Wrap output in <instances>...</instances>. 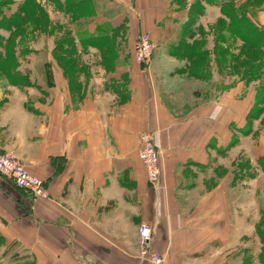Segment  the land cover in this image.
<instances>
[{
	"label": "crops",
	"instance_id": "crops-1",
	"mask_svg": "<svg viewBox=\"0 0 264 264\" xmlns=\"http://www.w3.org/2000/svg\"><path fill=\"white\" fill-rule=\"evenodd\" d=\"M111 1L93 0L97 34L109 29L113 35L123 24L129 30L119 45L128 50L117 59L126 61L127 79L110 81L103 68L94 67L91 53L74 54L88 65L74 72L84 89L76 98L56 63L55 38L52 52L36 56L42 63L36 81L24 64L31 58L28 45L23 53L19 44L13 55V80L0 72V150L16 156L48 190L47 197H35L0 175V264H152L140 256L143 222L154 228L152 249L170 264H264V212L254 213L247 176L252 166L241 171L233 164L239 154L234 130L249 123L254 98L236 102L234 81L218 100L171 112L154 80L158 54L143 66L133 54L146 32L171 56V0H125L126 6ZM204 11L201 17L210 22L221 17L218 4L206 3ZM120 15L124 23L116 24ZM70 20L68 29L77 37L82 21ZM253 20L264 27V3ZM250 88L244 85L239 93ZM237 107L245 109L238 113ZM145 131L156 134L158 184L149 183L138 157ZM250 134L240 143L249 145ZM257 154L264 157L263 150Z\"/></svg>",
	"mask_w": 264,
	"mask_h": 264
},
{
	"label": "rangeland",
	"instance_id": "rangeland-1",
	"mask_svg": "<svg viewBox=\"0 0 264 264\" xmlns=\"http://www.w3.org/2000/svg\"><path fill=\"white\" fill-rule=\"evenodd\" d=\"M5 1V7L3 6L4 3L0 2V10L7 15L16 12L17 23L13 27L10 26L11 30L0 28V38L6 40L7 38L12 37L10 41L13 45V54L17 52L18 46L20 47L19 44H21L23 53H26L24 52L26 47L29 46L31 48L29 49V52H27L31 58L29 62L27 61V63L24 64L34 71L31 76L33 81H36L37 79L35 70H42V63L36 62V56L46 55L48 52H52L54 38L56 39V43L61 42L62 40H67L66 42L70 43L69 50L66 51L67 53H63V48H53V53L55 54L56 63L63 71L66 83L71 85L72 94L76 98L79 99L84 95V89L82 86L76 84L77 74L75 77L74 72L78 70H86L88 69V65L84 61L81 62L78 58H74V54L91 53L93 55L94 67L100 66L103 68L110 81H115L118 77L127 79L128 72L125 63L126 61L122 60L118 62L117 59L120 51L126 53L128 50L127 46L121 50V46L119 45L122 43L120 41L125 42L128 40L129 30H127L126 27L124 28L123 24L121 29L116 30L113 35L111 34L113 30L109 29L103 30V32L100 31L101 34H97V29L100 28L97 26V20L94 18L95 14H93V12L95 4L93 0L88 1V3L85 4L83 3L81 9L74 12H66L65 9L62 8L65 0H58L59 2L57 3L53 2L54 0ZM111 2L109 3L115 4L118 2L119 4H123L122 6H126L125 0H112ZM193 2H195V0H179L178 3H173L171 0L168 3L166 21L169 22L170 35L167 34L166 36L163 34V37L166 36V38L171 39V42L169 43V45L172 43L169 47V54L171 56L165 57V55L162 54L163 51H166L164 50V48L166 49L165 45L159 46L153 43L152 58L147 64H151L154 56L158 54L157 57L159 60L154 67V80L156 81L157 91L162 100L171 112L175 114L190 112L194 106L202 101L210 102L216 100L219 96L223 97V95H220L221 92L225 89L228 90L227 88L232 86L234 81H236V84L238 85L237 98H235L237 100L236 102H241L242 104L244 103V100H247L244 97L247 96L248 98V96L251 95V98H254L252 101L254 106L257 94L256 87L264 83V59L258 52H256L253 46L247 45L240 37L235 36L234 33L225 29L228 20L224 16L223 11L226 7H220V23H218V21L210 22L208 18L201 17L205 14L204 10L206 3L200 0L199 5L196 4L197 8L193 9ZM255 3L256 5L261 6L264 3V0ZM111 4H107V6ZM58 7L61 9H58ZM198 11L201 12L198 13ZM82 14H85V17L80 18L82 23L78 24V30H76L77 37H73L72 28L71 30L68 29L72 25L70 19L79 20L78 16H81ZM108 17L110 18L111 16L108 15ZM122 17L123 15H120L116 24L124 23L122 22ZM52 21L60 24L55 26ZM179 22L184 23L182 24ZM84 23H87L88 25L86 29H83ZM182 26L187 28L185 34L182 33ZM79 27H81V29H79ZM142 34L148 33L143 32L140 33L139 36ZM97 36H105V41H100L103 45L90 41L91 37ZM179 37L182 38L186 45L191 47L189 52L187 51V47L180 48V53L177 50H174L175 46L173 45L174 43H177ZM77 40L80 45L77 43ZM45 41H48L49 44L46 43L45 49L42 50L40 47ZM65 46H67V43ZM133 48V54L136 58L135 45ZM20 50L21 49H19V51ZM138 62L141 65L145 64L140 61ZM10 63L11 61H9V64ZM16 64L17 63H15L14 68H16ZM253 65L256 67L255 72L258 71L256 75H259V72L263 74L262 76L261 74L259 75L261 76L259 80L251 78L253 75L249 74L252 71L251 68H254L251 67ZM0 72L4 74L6 73L2 69H0ZM39 79L42 80L41 78ZM244 85H246L247 88L249 86L252 87V89L250 88L251 90L249 94L247 92L248 89L244 93H239L241 89L243 90ZM112 86L115 85L113 84ZM253 89H255V93H253ZM228 99L232 101L233 96L229 95ZM241 106L242 105H240V107ZM240 107H237L238 113L245 109L244 107L240 109ZM262 107L264 109V104ZM262 114L257 116V119L248 114V124L244 126L240 125L239 127L237 126L235 130L232 128L236 133V141L233 145L236 144V146H238L237 151H239L236 161L233 163L234 167L243 171L245 166H248V163L252 166V170L250 171L247 167V176L250 175H248V173H251L254 213H256L257 210H262L264 212V168L259 165L257 158L258 151H264V121L261 122L259 119L261 115L264 117V110ZM250 133H254L249 141L250 147L249 145L244 144V142L240 143L242 137L249 135ZM249 136H251V134ZM250 149L252 150V161H250L247 156ZM227 151V149L222 151V154H226ZM15 158L19 160L16 156ZM232 159L233 158L231 157V160ZM140 256L143 257L141 252Z\"/></svg>",
	"mask_w": 264,
	"mask_h": 264
},
{
	"label": "trees",
	"instance_id": "trees-1",
	"mask_svg": "<svg viewBox=\"0 0 264 264\" xmlns=\"http://www.w3.org/2000/svg\"><path fill=\"white\" fill-rule=\"evenodd\" d=\"M90 0H65V3L62 5V8L65 9L66 12H74L76 10H80L83 3H88ZM92 1V0H91ZM173 3H178L179 0H172ZM207 4H218L220 7H226L223 11L224 16L228 20L226 24L227 30L234 33L235 36L240 37L244 43L247 45L253 46V48L256 50V52L259 53L260 56L264 59V27H259L255 21L253 20V15L255 8L258 6L255 2H258L260 0H247L245 3L242 2L241 4L237 3V0H201ZM0 2H6L5 0H0ZM53 2H59L58 0H54ZM200 0H195L192 4V8L195 9L196 4L199 5ZM239 2V0H238ZM2 3V4H3ZM6 3L3 4L5 7ZM195 5V7H194ZM95 6V5H94ZM260 6V5H259ZM22 8V7H21ZM20 8V9H21ZM23 10V8H22ZM195 11V10H194ZM24 12V11H22ZM27 12V8H26ZM201 11H198L200 13ZM196 13V12H194ZM203 13V10H202ZM93 14H95L93 12ZM85 14H82L81 16H78V19L81 17H85ZM77 18V15H76ZM221 19H218V23H220ZM17 23V17L16 12L7 15L5 12L0 10V28L4 29H10V26H15ZM187 28L185 26H182V33L185 34V31ZM189 34V33H188ZM105 36H97V37H91L90 41L94 43H98L99 45H103V43H100L101 40L105 41ZM182 37V36H181ZM7 38L4 40L3 38H0V46L3 49L2 52L0 51V69L6 72V75L12 80L14 78V74L11 73V70H15V57H13V45L11 44V39ZM104 38V39H103ZM100 39V40H99ZM67 41V40H66ZM62 40L61 42L56 43V49L63 48V53H67L66 51L69 50L70 43ZM101 41V42H103ZM67 43V46L65 44ZM175 46V51L177 50L180 53V48L187 47V51L191 50V47L189 45H186V43L183 42L182 38L179 37V42ZM193 53V52H192ZM9 61L11 63L9 64ZM13 64V65H12ZM251 67H254L251 66ZM256 67L251 68L250 75L253 76L251 78H255L256 80H259L263 74L258 71L255 72ZM248 75V76H250ZM256 98H255V105L253 106L251 110V117L257 118L260 114L263 112L262 105L264 104V83L260 84L256 87ZM259 106V107H258ZM259 165L264 168V157L258 158Z\"/></svg>",
	"mask_w": 264,
	"mask_h": 264
},
{
	"label": "built area",
	"instance_id": "built-area-1",
	"mask_svg": "<svg viewBox=\"0 0 264 264\" xmlns=\"http://www.w3.org/2000/svg\"><path fill=\"white\" fill-rule=\"evenodd\" d=\"M153 42L148 34L139 36L135 44V54L138 61L147 63L152 58ZM138 157L143 163L149 183L158 184L161 180L160 151L156 144V134L145 131L140 135ZM0 175L11 180L19 189L35 197H47L48 190L45 181L31 173L15 156L0 150ZM154 239V228L143 222L138 231L140 252L152 264H170L159 252L151 248Z\"/></svg>",
	"mask_w": 264,
	"mask_h": 264
}]
</instances>
